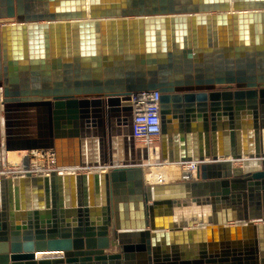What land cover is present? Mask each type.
Returning a JSON list of instances; mask_svg holds the SVG:
<instances>
[{
    "label": "water",
    "instance_id": "95a60500",
    "mask_svg": "<svg viewBox=\"0 0 264 264\" xmlns=\"http://www.w3.org/2000/svg\"><path fill=\"white\" fill-rule=\"evenodd\" d=\"M31 1L0 0V171L34 149L103 169L0 174V264H264V0ZM151 91L160 159L194 179L144 180L126 99Z\"/></svg>",
    "mask_w": 264,
    "mask_h": 264
},
{
    "label": "built area",
    "instance_id": "2783aa9c",
    "mask_svg": "<svg viewBox=\"0 0 264 264\" xmlns=\"http://www.w3.org/2000/svg\"><path fill=\"white\" fill-rule=\"evenodd\" d=\"M159 93L156 91L151 92H138L133 93L127 97L126 102L130 105L131 108V137L135 144V147L142 151H145L148 159L150 154L154 152L156 157H159V149L157 143L161 135V118H160V109H159ZM28 152L37 151L40 156L35 157L34 159L29 160L28 156H22L19 164L16 166L13 164L4 162V152ZM1 155L2 166L0 174H3L8 179L24 177L26 174L32 176L40 177H49L50 174L56 173L58 175H64L63 172H66L67 168H73L75 171L74 174L85 173L87 169L80 167H65L58 166L56 162L55 154L52 150L49 149H34V150H12L4 151ZM160 159V157H159ZM160 164L164 163L163 160H159ZM175 167L185 168L188 165H191L192 172L181 170L183 177L187 180L195 178V173L199 162L190 161L181 164H174ZM36 166H39L38 171H36ZM38 172V173H37ZM181 176V175H180ZM182 177V176H181ZM193 178V179H194Z\"/></svg>",
    "mask_w": 264,
    "mask_h": 264
},
{
    "label": "bare ground",
    "instance_id": "6f19581e",
    "mask_svg": "<svg viewBox=\"0 0 264 264\" xmlns=\"http://www.w3.org/2000/svg\"><path fill=\"white\" fill-rule=\"evenodd\" d=\"M22 156H28L29 157V160L31 159H34L35 157H39L40 154L37 152V151H32L31 153H28V152H4V155L2 156L4 158V162L7 161V163L9 164H13V165H17L19 164ZM160 157V155H159ZM159 157L157 158L156 157V154H154V152H152L150 154V158L147 159V161H144L143 164H142V170H143V174H144V180L146 183H149V184H155V183H167V182H170V180H173L174 177H172L173 174H175L174 176H176L177 178L176 179H179L181 178V170H185V171H188V172H192V168H191V165H188L187 167L185 168H178V167H175L176 165L174 164H170L166 161H164V165H160L159 162H158V159ZM161 161V159H159ZM146 162V164L144 165V163ZM36 171H38L39 169V166H36ZM171 168L173 169H176V171H171ZM97 169V170H95ZM90 168L89 170H87L85 173L87 174L88 172H99L101 169L103 168ZM73 171H75L73 168H67L66 169V172H63L64 175H59V176H65V175H76L74 173H72ZM39 172V171H38ZM37 172V173H38ZM154 173H158L159 177H157ZM35 174H33L32 176H34ZM157 177V178H156ZM172 178V179H171ZM194 177H192L193 179ZM198 213L197 210H195L194 208H191V210H189L188 213H186L184 216L186 218H188V215L189 214H192L193 216H197L198 215L196 214Z\"/></svg>",
    "mask_w": 264,
    "mask_h": 264
},
{
    "label": "crops",
    "instance_id": "0c3cea01",
    "mask_svg": "<svg viewBox=\"0 0 264 264\" xmlns=\"http://www.w3.org/2000/svg\"><path fill=\"white\" fill-rule=\"evenodd\" d=\"M50 0L48 1H45V0H35L34 2H30L31 5H41V6H44V4L48 3ZM234 28L232 27V30ZM226 30V29H225ZM234 31V30H233ZM111 127H113V124L111 125ZM114 128V127H113ZM112 128V129H113ZM23 130V129H22ZM24 130H34V128L32 126H27L24 128ZM186 136H187V145L190 146V135L185 133ZM28 135H29V132H28ZM114 140H115V137H114ZM61 142L59 143V147H60V150L64 153L65 156H69L71 153L73 152H78L79 151V138H78V130H73V135L72 137H66L64 139H61L60 140ZM115 143V144H114ZM113 146H114V149L112 150L113 152V156L115 159L118 160V157L121 156L122 158L124 157V147H123V142L121 141L120 142V145L118 144V142L115 140L113 142ZM157 146H158V149H159V154H160V138H159V141L157 143ZM98 145H93L91 143L90 147H89V161L92 163V164H97L98 162ZM173 155L175 156V152L173 150ZM106 157H109V155H106ZM146 164V162L144 163V165ZM160 164V163H159ZM160 165H164V164H160ZM93 168V167H92ZM94 168H100L99 166L98 167H94ZM97 170V169H95ZM157 177H159L158 173H154ZM156 177V178H157Z\"/></svg>",
    "mask_w": 264,
    "mask_h": 264
},
{
    "label": "rangeland",
    "instance_id": "374dc122",
    "mask_svg": "<svg viewBox=\"0 0 264 264\" xmlns=\"http://www.w3.org/2000/svg\"><path fill=\"white\" fill-rule=\"evenodd\" d=\"M172 170H173V171H176V169H174V168H173V169L171 168V171H172ZM174 175H175V174L172 175V177H174V179H173V180H170V182H171V181H178V179H176L177 177L174 176ZM171 179H172V178H171Z\"/></svg>",
    "mask_w": 264,
    "mask_h": 264
}]
</instances>
